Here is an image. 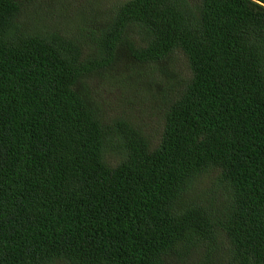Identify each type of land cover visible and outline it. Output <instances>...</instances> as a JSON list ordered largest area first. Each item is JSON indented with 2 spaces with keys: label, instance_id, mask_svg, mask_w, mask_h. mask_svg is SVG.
Wrapping results in <instances>:
<instances>
[{
  "label": "trees",
  "instance_id": "16d2710c",
  "mask_svg": "<svg viewBox=\"0 0 264 264\" xmlns=\"http://www.w3.org/2000/svg\"><path fill=\"white\" fill-rule=\"evenodd\" d=\"M0 264H264V0H0Z\"/></svg>",
  "mask_w": 264,
  "mask_h": 264
}]
</instances>
